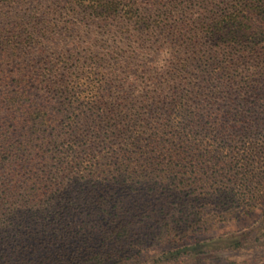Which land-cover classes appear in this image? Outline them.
<instances>
[{
  "label": "trees",
  "instance_id": "16d2710c",
  "mask_svg": "<svg viewBox=\"0 0 264 264\" xmlns=\"http://www.w3.org/2000/svg\"><path fill=\"white\" fill-rule=\"evenodd\" d=\"M215 1L0 0V264H128L256 195L210 53L249 42L264 0Z\"/></svg>",
  "mask_w": 264,
  "mask_h": 264
},
{
  "label": "rangeland",
  "instance_id": "374dc122",
  "mask_svg": "<svg viewBox=\"0 0 264 264\" xmlns=\"http://www.w3.org/2000/svg\"><path fill=\"white\" fill-rule=\"evenodd\" d=\"M215 2L218 3L217 9H220L222 6L230 7L235 0ZM213 45L210 56L217 57L219 61L226 53L230 64L224 70L216 69L218 71L213 84L218 86L219 83L221 87L225 84L228 94L220 99L226 104L225 117L230 126L237 124L239 128L228 132L224 139L226 148L223 154L227 155L230 166L237 164V160H240L239 163L252 162L259 175L251 180L263 183H251L256 195L247 201H238L239 207L231 211L224 213L210 209L208 214H204L205 217H195L194 214L190 216L189 220L198 223L199 227L187 234L185 243L179 242L174 246L166 243L152 245L142 253V258L128 264H264V27L249 42L227 47ZM194 70L192 67L191 71ZM222 74H225L223 79L227 76L225 82L221 80ZM237 120H241L239 124ZM243 125L249 127L240 129ZM254 130L263 144L255 145L251 154H247L244 151L250 149L248 144L253 142L251 135ZM252 155L255 156L251 158ZM225 182L229 183L232 190L239 189L236 184H232L233 178ZM224 186L219 184L214 185V188L222 190ZM209 204L207 208L213 206ZM196 243L201 245L195 246ZM176 247H184L177 258H172L168 253L163 254L167 250H176Z\"/></svg>",
  "mask_w": 264,
  "mask_h": 264
}]
</instances>
